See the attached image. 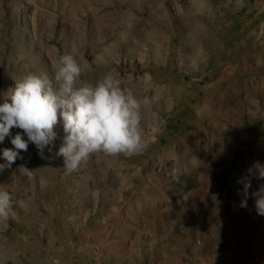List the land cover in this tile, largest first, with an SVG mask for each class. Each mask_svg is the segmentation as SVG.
Returning <instances> with one entry per match:
<instances>
[{"label": "rangeland", "instance_id": "374dc122", "mask_svg": "<svg viewBox=\"0 0 264 264\" xmlns=\"http://www.w3.org/2000/svg\"><path fill=\"white\" fill-rule=\"evenodd\" d=\"M263 15L264 0H0V102L65 54L149 100L134 156L66 173L57 127L43 158L29 143L0 172V264H264V216L238 183L264 164Z\"/></svg>", "mask_w": 264, "mask_h": 264}, {"label": "clouds", "instance_id": "9594fccd", "mask_svg": "<svg viewBox=\"0 0 264 264\" xmlns=\"http://www.w3.org/2000/svg\"><path fill=\"white\" fill-rule=\"evenodd\" d=\"M81 77L82 68L76 58L65 54L55 64L54 78L45 72L28 73L2 95L0 144L11 137L13 147L0 150L4 160L0 172L23 159L21 152H27L29 143L43 158L45 149L51 151L50 146H54L57 127L62 128L63 138L56 156L63 157L66 173L77 171L93 154L131 157L144 149L141 111L149 104L148 98H138L111 73L94 84ZM13 128L22 131L13 136ZM20 168L31 176V170ZM252 177L264 180V164L254 162L248 175L238 180L243 185L240 207L246 208L251 197L256 213L264 216V184L250 193ZM11 202L9 191L0 186V222L14 218Z\"/></svg>", "mask_w": 264, "mask_h": 264}, {"label": "built area", "instance_id": "2783aa9c", "mask_svg": "<svg viewBox=\"0 0 264 264\" xmlns=\"http://www.w3.org/2000/svg\"><path fill=\"white\" fill-rule=\"evenodd\" d=\"M260 20L258 21V31L259 33H264V15L260 18Z\"/></svg>", "mask_w": 264, "mask_h": 264}]
</instances>
